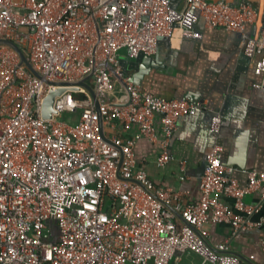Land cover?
I'll return each instance as SVG.
<instances>
[{
  "label": "built area",
  "instance_id": "built-area-1",
  "mask_svg": "<svg viewBox=\"0 0 264 264\" xmlns=\"http://www.w3.org/2000/svg\"><path fill=\"white\" fill-rule=\"evenodd\" d=\"M199 18L208 28L242 34L261 77L254 86L264 90V30L258 39L245 33L258 18L249 4L184 0L178 9L171 0H0V39L16 43L39 74L0 44V264H170L188 250L201 255V264H243L229 249L264 223L251 218L259 203L244 202L251 193L264 198V172L224 164L223 146L215 144L199 199L187 203L185 192L156 185L137 166L134 140L101 136L95 100L81 84L93 87L104 127L138 125L156 142L154 117L161 115L158 161L168 163L179 118L206 103L143 90L124 72L120 51L132 59L154 55L159 38L177 27L201 37L193 29ZM60 89L44 117L46 97ZM221 125L216 114L210 128L219 132ZM237 172L246 175L245 185ZM221 196L231 197L233 208ZM208 224H228L231 233L211 246Z\"/></svg>",
  "mask_w": 264,
  "mask_h": 264
},
{
  "label": "crops",
  "instance_id": "crops-1",
  "mask_svg": "<svg viewBox=\"0 0 264 264\" xmlns=\"http://www.w3.org/2000/svg\"><path fill=\"white\" fill-rule=\"evenodd\" d=\"M208 1L249 4L258 11V18L248 25V32H253L256 22L264 27V0ZM171 4L181 9L184 0H171ZM194 29L201 37L185 36L184 30L177 27L171 37L159 38L158 50L153 57L158 58L164 67L153 68L140 86L165 98H180L187 93H196L210 109L221 110L224 119L220 135L224 148L223 163L264 172V90L253 87L261 79L255 73L254 61L240 52L239 32L208 28L200 19ZM120 57L126 71L137 69L139 62L129 58L125 49L120 51ZM210 120L211 112L207 109H200L193 116H182L176 133L169 140L168 149L172 159L163 165L158 161L164 139L161 115L154 117V127L159 137L156 142L141 136L138 125L126 128L118 122L113 129L102 126L105 138L118 135L134 140L137 161L156 185L185 192L184 200L194 203L200 196L199 182L205 171L206 154L214 139ZM235 177L240 184H246L244 173L237 172ZM220 199L233 208L234 200L231 197L221 196ZM244 202L248 205L259 203V212L251 216L254 221L264 217V198L260 193L246 195ZM168 206L174 209L173 204ZM175 214L177 221L184 223L180 213ZM204 229L205 240L211 246L231 233L228 224H208ZM263 243L264 223L233 240L229 250L243 264H264ZM201 263V255L188 250L179 252L170 264Z\"/></svg>",
  "mask_w": 264,
  "mask_h": 264
},
{
  "label": "water",
  "instance_id": "water-1",
  "mask_svg": "<svg viewBox=\"0 0 264 264\" xmlns=\"http://www.w3.org/2000/svg\"><path fill=\"white\" fill-rule=\"evenodd\" d=\"M229 4L231 5H239V3L237 4H233V3H230L228 2ZM241 4V3H240ZM172 6V4H171ZM173 7V6H172ZM175 8V7H174ZM200 20H203V18H199ZM205 23V22H204ZM195 27V24L193 25V29ZM247 27L248 25L246 26V29H245V33L252 39H258L259 38V35L260 33L264 30V27L259 25V22H256L254 24V27H253V32L252 33H249L248 30H247ZM194 32L195 33H198L195 29H194ZM241 35V40H240V43H239V49H240V52L242 53V55L246 56L249 60H251V58L249 56H247L245 54V51H244V47L241 46V43L243 41V37H242V34L240 33ZM185 36H188V37H194V36H190V35H185ZM197 38V37H195ZM0 44H7L9 46H11L13 49H15L17 51V53L19 54L20 58H21V63L24 64L30 71H32L35 75L39 76V74L33 70V68L31 67L25 53L22 51V49L14 42L12 41H9V40H4V39H0ZM134 60H137L139 62V65L137 67V69H132L131 71H126V69H124V72L127 74V75H130L131 78H132V81L136 84V85H141L142 82H143V79L144 77L149 74L151 72V70L153 68H156V69H162L164 66L160 63V61L158 60V58L156 57H153V55H145V54H140L137 58H134ZM108 68L111 70V71H114L113 70V67L111 65H107ZM124 68V67H123ZM81 84L85 85L89 91L91 92L94 100H95V104H96V107H97V110L99 111V114H100V132H101V136L105 139V136L103 134V126H102V116H101V111H100V107H99V102H98V99L96 97V94H95V91L93 89V87L87 83H85V81H82ZM253 87L254 84H253ZM257 88V87H255ZM260 89V88H259ZM263 90V89H262ZM63 90L60 89L58 91H51L49 93V95L46 97L45 99V104H44V112H43V115L44 117H50L51 116V113H52V110H53V103H54V98L57 94L61 93ZM175 99H179V100H189V101H192V102H203L202 99H200L199 96H197L196 93H187L186 95H184L183 97H180V98H175ZM200 109H207V110H210L211 112V120H210V125H211V121H212V118L213 116H215L216 114H220V116L222 117V125H223V114H222V111L221 110H217V109H210L208 107V105H206V107H200L197 112L200 110ZM196 112V113H197ZM195 114H192L190 116H193V115H196ZM189 116V115H188ZM66 117V116H65ZM180 119V118H179ZM179 121V120H178ZM222 125H221V128L219 130V132H214L213 130L212 131V134L214 136V139H213V142L211 143L210 145V148L215 145V144H219V145H222L223 144L221 143L220 141V135H221V129H222ZM211 129V128H210ZM176 133V131L173 133V135ZM224 149V148H223ZM221 160H222V153H221ZM223 162V160H222ZM225 164V163H224ZM140 163L137 161V166H139ZM207 166V154H206V163H205V168ZM259 171V170H258Z\"/></svg>",
  "mask_w": 264,
  "mask_h": 264
}]
</instances>
